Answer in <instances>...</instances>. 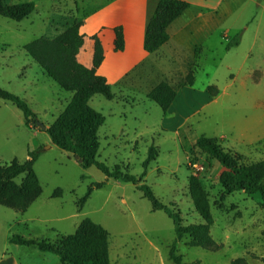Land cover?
Returning a JSON list of instances; mask_svg holds the SVG:
<instances>
[{"label":"rangeland","instance_id":"374dc122","mask_svg":"<svg viewBox=\"0 0 264 264\" xmlns=\"http://www.w3.org/2000/svg\"><path fill=\"white\" fill-rule=\"evenodd\" d=\"M23 1L35 4L28 17L17 21L0 15V87L24 98L36 113L37 121L27 125L21 110L0 98V165L12 160L23 161L28 150L39 148L34 167L42 192L22 212L0 204V249L7 244L20 264H66L58 255L43 252L34 245L12 247L7 234L9 230L11 234L25 232L53 241L74 232L80 221L89 217L108 231L113 264H176L169 256L175 241V253L181 254L185 264H231L239 257L244 258V263L237 264H264V196L239 189L224 195L221 201L220 181L230 175L215 158L196 146L200 135L218 137L220 133L215 128V118L201 112L190 113L191 107L196 109L197 103L203 102L200 95L189 101L190 108L180 107L177 115H166L155 101L146 97V87L115 79L110 83L112 99L96 94L89 103L105 116L98 128L97 159L110 167L120 165L123 171L140 176L148 148H156L157 155L150 162L143 182L151 186L168 209L179 212L185 225L205 223L200 210L208 206L213 218L208 232L220 245L218 249L196 244L195 232L176 239L172 218L164 209H153L149 199L131 182L107 177L94 165L82 167L71 153L56 145L48 147L52 143L46 128L67 106L71 92L62 89L34 62L22 44L39 36L54 37L74 22L86 25L82 32L88 35L102 26L98 11L108 1L5 0L6 3ZM245 1L225 0L223 8L230 6L232 20L238 26H244L245 18L251 28L258 18L264 24V9ZM104 36L105 40L109 39L108 32ZM91 43L86 40L78 55L85 65H90ZM241 47L239 51L244 48ZM213 61L219 64H213V70L207 65L212 82L222 85L232 70L218 58L210 62ZM193 71L194 65L184 72L173 70L170 79L165 81L178 89L193 76ZM201 77H205L204 72H200ZM149 83L147 80L148 86ZM197 85L200 87L201 82L197 81ZM185 118L187 121L176 128ZM217 140L224 149L235 152L226 141ZM239 154L241 162L251 161ZM251 157L259 159L264 153L251 154ZM195 163L202 165L203 170L196 172ZM99 181L104 184L93 187L89 198L81 204L80 197L87 187ZM57 189H62V195L52 197ZM115 255H119L118 262Z\"/></svg>","mask_w":264,"mask_h":264},{"label":"trees","instance_id":"16d2710c","mask_svg":"<svg viewBox=\"0 0 264 264\" xmlns=\"http://www.w3.org/2000/svg\"><path fill=\"white\" fill-rule=\"evenodd\" d=\"M188 5L189 3L185 0H159L145 29L143 46L147 52L156 51L168 40V25ZM34 8L35 4L32 1L6 3L5 0H0V15L17 21L28 17ZM80 25V22H74L54 37L39 36L23 45L26 54L34 62L62 89L72 93L67 106L46 128L51 143L71 153L82 167L94 165L107 177L131 182L144 197L149 199L153 209H164L172 218L176 239H181L186 233L193 234L195 232L197 234L195 235L196 244L209 249H218L220 245L213 241L208 232L209 226L213 222L208 206L204 210L199 209L205 223L185 225L182 223L179 212L168 209L154 194L151 186L143 182L150 162L157 155L156 148L153 146L148 148L147 156L142 163L144 170L140 176L127 170L123 171L120 165L110 167L104 161L97 159L100 143L98 128L104 123L105 116L89 103V99L96 94L112 99L114 94L107 78L97 72L104 59L101 39L96 33L91 35L81 33ZM113 33L115 51L123 50L125 41L122 26H114ZM240 38L241 31L227 42L226 47L238 44ZM86 40L92 41L90 65H85L78 59L79 52ZM192 79L191 75L187 83H192ZM176 91L177 88L162 80L149 90L147 97L155 101L164 112L171 104ZM0 98L11 102L20 109L27 125L36 123V113L24 98L2 87H0ZM196 146L210 154L229 172L230 177L222 178L220 181L223 192L221 201H224V195L239 189L247 194L259 192L264 196V157L243 163L240 161L241 154L224 149L217 138L205 135L197 137ZM38 154L39 148L28 150L25 160H12L0 165L1 204L25 210L33 200L41 195L42 189L34 167ZM103 184V181H99L88 186L86 192L80 197V203L83 204L89 198L93 187H101ZM61 194L62 189H57L53 191L52 197ZM108 237L109 233L105 227L91 218L85 217L74 232L61 235L53 241L45 238L24 237L18 233H14L10 237V241L35 245L41 251H50L58 255L59 259L66 264H111ZM175 243L176 241L170 246L169 256L176 264H185L181 254L175 253ZM239 261L244 263V258H235L231 264H237ZM262 261L264 262V257Z\"/></svg>","mask_w":264,"mask_h":264},{"label":"crops","instance_id":"0c3cea01","mask_svg":"<svg viewBox=\"0 0 264 264\" xmlns=\"http://www.w3.org/2000/svg\"><path fill=\"white\" fill-rule=\"evenodd\" d=\"M107 1L98 11L102 26L85 32L88 35L96 33L103 45L104 59L97 72L104 75L109 83L124 79L131 81L128 84L131 86L143 85L147 88V97L149 90L160 81L170 79V72H184L194 65L192 83L178 87L164 114L177 115L180 107L190 108L189 101L194 100L195 95H200L203 102L197 103L196 109L191 107L190 113L201 112L215 118V128L220 131L215 138L226 141L229 147L248 159L258 160L253 159L251 154L264 153V24L261 20L258 18L251 28L248 18H245L244 26H238L232 20L230 6L223 8L225 0H185L189 3L188 7L167 27L168 40L156 51L147 52L143 46L145 29L159 0ZM245 2L255 3L257 8L264 9V0ZM252 13H249V17H252ZM117 25L122 26L125 41L120 51H115L113 45V27ZM85 26L80 25L81 33ZM239 31V43L227 48V42ZM104 32H108L109 39L105 40ZM240 47L243 48L241 51L238 49ZM230 50L236 51L229 53ZM216 58L224 61L222 63L226 68L232 70L222 85L212 82L213 77L207 66L211 65L210 69L213 70V64L219 63L210 61ZM200 72H204L205 76L201 77L202 81L199 79ZM197 81L201 82L200 87ZM209 86H212L211 92ZM186 121L185 118L176 128ZM13 234L11 230L7 234L12 247L18 249L19 245L27 246L11 242ZM19 234L36 238L25 232ZM115 256V262H118L119 255ZM110 263L113 264L111 258ZM0 264H20V259L9 251L7 244L0 249Z\"/></svg>","mask_w":264,"mask_h":264},{"label":"built area","instance_id":"2783aa9c","mask_svg":"<svg viewBox=\"0 0 264 264\" xmlns=\"http://www.w3.org/2000/svg\"><path fill=\"white\" fill-rule=\"evenodd\" d=\"M193 166H194V169H195L196 172H198V171L200 172V171L203 170V166L202 165H198V164L195 163Z\"/></svg>","mask_w":264,"mask_h":264},{"label":"water","instance_id":"95a60500","mask_svg":"<svg viewBox=\"0 0 264 264\" xmlns=\"http://www.w3.org/2000/svg\"><path fill=\"white\" fill-rule=\"evenodd\" d=\"M40 126H41V128L45 129V126L43 124H41Z\"/></svg>","mask_w":264,"mask_h":264}]
</instances>
